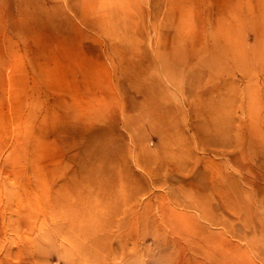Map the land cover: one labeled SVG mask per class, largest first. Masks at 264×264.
<instances>
[{"label": "rangeland", "instance_id": "rangeland-1", "mask_svg": "<svg viewBox=\"0 0 264 264\" xmlns=\"http://www.w3.org/2000/svg\"><path fill=\"white\" fill-rule=\"evenodd\" d=\"M261 149L264 0H0V264H264Z\"/></svg>", "mask_w": 264, "mask_h": 264}, {"label": "bare ground", "instance_id": "bare-ground-1", "mask_svg": "<svg viewBox=\"0 0 264 264\" xmlns=\"http://www.w3.org/2000/svg\"><path fill=\"white\" fill-rule=\"evenodd\" d=\"M253 97H255V96H253ZM253 103H254V101H253ZM253 106H254V105H253ZM253 118H254V115H253ZM260 118H261V117H260ZM254 122H256V121H254ZM261 128H262V126H261ZM239 131H240V130H239ZM242 135H243V134H242ZM259 135H260V134H259ZM239 138H240V137H239ZM260 146H261V145H260ZM261 150H264V149H261ZM244 152H245V151H244ZM258 153H259V152H258ZM260 153H261V152H260ZM262 153H264V152H262ZM259 155H260V154H259ZM262 157H264V156H262ZM259 161H260V160H259ZM239 169H240V168H239ZM241 173H242V172H241ZM242 174H243V173H242ZM242 176H243V175H242ZM243 177H244V176H243ZM243 177H242V178H243ZM253 244H254V243H253ZM248 246H249V245H248ZM248 246H247V247H248ZM248 248H249V247H248ZM249 249H250V248H249ZM251 250H252V252L255 254L254 256L256 257V256H257V255H256L257 253L253 251V250H254L253 248H252ZM246 252H247V251H246ZM252 252H251V253H252ZM193 255H194V254H193ZM257 257H260V256H257ZM241 258H242V257H241ZM243 260H244V258H243ZM253 260H254V259H253ZM259 260H260V259H259ZM245 262H246V261H245ZM229 263H230V264H236V263H235V257H234V256H232V259H229ZM94 264H96V263H94Z\"/></svg>", "mask_w": 264, "mask_h": 264}]
</instances>
